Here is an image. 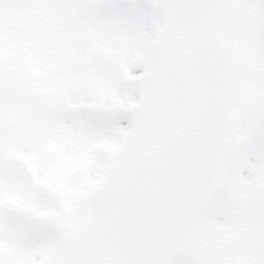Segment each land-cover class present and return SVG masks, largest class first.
<instances>
[{
	"label": "snow or ice",
	"instance_id": "6c2138e0",
	"mask_svg": "<svg viewBox=\"0 0 264 264\" xmlns=\"http://www.w3.org/2000/svg\"><path fill=\"white\" fill-rule=\"evenodd\" d=\"M0 264H264V0H0Z\"/></svg>",
	"mask_w": 264,
	"mask_h": 264
}]
</instances>
